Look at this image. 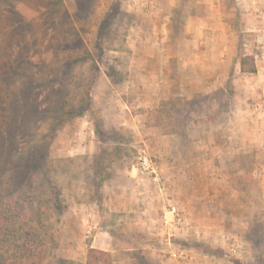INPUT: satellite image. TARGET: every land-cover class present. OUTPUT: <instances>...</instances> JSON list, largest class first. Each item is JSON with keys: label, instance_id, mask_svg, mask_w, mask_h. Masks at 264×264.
I'll return each mask as SVG.
<instances>
[{"label": "rangeland", "instance_id": "obj_1", "mask_svg": "<svg viewBox=\"0 0 264 264\" xmlns=\"http://www.w3.org/2000/svg\"><path fill=\"white\" fill-rule=\"evenodd\" d=\"M52 195L43 264H264V0H0V220Z\"/></svg>", "mask_w": 264, "mask_h": 264}, {"label": "trees", "instance_id": "obj_2", "mask_svg": "<svg viewBox=\"0 0 264 264\" xmlns=\"http://www.w3.org/2000/svg\"><path fill=\"white\" fill-rule=\"evenodd\" d=\"M247 59L248 57H243L240 60V71L243 73H254L255 68ZM83 99L89 100L88 91L85 92V98L83 97ZM89 109L90 107L87 103L85 109L72 115L85 114ZM58 115H61L62 118L68 116L63 110H60ZM96 130L99 132L101 128L96 127ZM60 212L57 195H52L51 200H47L37 210L27 211L21 216L8 213L7 217L0 220V264H43L48 254V241L50 242L52 239L46 240V242L43 236H39V229L43 230V224L53 214L59 215ZM19 218L23 224L17 229L14 227L13 222ZM34 223L37 226H34ZM59 263L65 264L63 261ZM45 264H50V262H46ZM85 264H112L111 255L109 252L89 247L86 253Z\"/></svg>", "mask_w": 264, "mask_h": 264}, {"label": "crops", "instance_id": "obj_3", "mask_svg": "<svg viewBox=\"0 0 264 264\" xmlns=\"http://www.w3.org/2000/svg\"><path fill=\"white\" fill-rule=\"evenodd\" d=\"M208 17H206V19H207ZM210 18V17H209ZM199 20H201V21H203V20H205V18H203V17H199ZM206 21V20H205ZM207 22V21H206ZM205 42V41H204ZM206 51V50H205ZM205 53H207V52H205ZM204 56V58H206L207 60H211V58H212V56L211 55H208V54H205V55H203ZM228 58H226V59H224L223 58V54L222 53H220L218 56H216V59H214L215 60V63L216 64H222V63H224V61L225 60H227ZM184 73V71L182 72V74ZM158 74H161L162 75V72L160 71ZM163 74H165L164 72H163ZM227 80V77H223V76H217L216 78H215V80H214V83L216 84V83H220V82H225ZM221 84V83H220ZM183 86V85H182ZM184 87V86H183ZM92 248H97L98 250H101V251H106V252H110L111 254H112V252H114V251H111L110 250V248L109 247H104V248H98V247H93L92 246Z\"/></svg>", "mask_w": 264, "mask_h": 264}]
</instances>
